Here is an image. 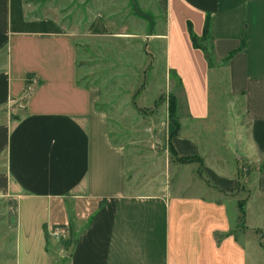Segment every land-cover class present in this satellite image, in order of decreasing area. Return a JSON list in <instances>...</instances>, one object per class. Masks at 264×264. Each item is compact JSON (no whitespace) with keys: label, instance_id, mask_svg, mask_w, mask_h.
Listing matches in <instances>:
<instances>
[{"label":"crops","instance_id":"obj_1","mask_svg":"<svg viewBox=\"0 0 264 264\" xmlns=\"http://www.w3.org/2000/svg\"><path fill=\"white\" fill-rule=\"evenodd\" d=\"M68 1L78 9L85 0ZM153 3L164 27L149 41L162 45L164 72L181 71L171 54L178 20L188 64L216 76L222 122L219 133L205 130L197 121L209 106L198 110L188 98L185 110L176 99L177 130L167 100L157 141L168 156L170 141L177 163L168 157L141 184L127 180L125 149L111 140L99 88L82 82L76 45L130 33H111L92 9L81 31L79 16L68 25L70 12L55 6L34 15L32 0H0V110L8 114L0 122V199L13 264H52L44 229L55 226L75 232L67 264H264V164L249 174L244 167L264 159V0ZM207 24L211 65L189 34L200 39Z\"/></svg>","mask_w":264,"mask_h":264},{"label":"rangeland","instance_id":"obj_2","mask_svg":"<svg viewBox=\"0 0 264 264\" xmlns=\"http://www.w3.org/2000/svg\"><path fill=\"white\" fill-rule=\"evenodd\" d=\"M32 2L37 6L34 15L42 14L43 8L47 6H55L64 15L70 12L66 15L68 25L79 16L81 24H78V28L81 31L87 28L91 15L89 10L92 9L108 21L111 33H130L125 38L109 34L76 41L81 53L79 64L82 82L99 88L97 107L107 114L111 140L125 149L128 181L136 178L141 184L147 182L155 172L166 167L168 157L170 164L177 163L176 157L171 153L168 156L157 141L158 132L166 129L169 96H174L182 103L183 109L188 98L198 110L209 106V117L197 123L205 125V130L218 129L219 133L222 120H217L216 116L218 110L222 109V102L216 76L213 74L208 77L203 68L188 64L191 59L190 47L185 37L178 32V20L171 41V54L181 71L179 74L170 73V76L164 72L162 45L158 44L155 48L149 41L151 33L155 30L162 32L164 27V17L159 15L153 0H85L78 9L68 0ZM199 44L209 50L211 40H202ZM4 58L3 52H0V63ZM7 117V110H0V122ZM262 164L263 158L259 165L244 167L249 174L258 171ZM4 200L0 199V264H13V234L7 232L4 225ZM85 225L84 222L81 228ZM65 231L64 237L58 239L48 234L52 264L68 262L67 248L75 232L71 235L73 230L69 226Z\"/></svg>","mask_w":264,"mask_h":264},{"label":"trees","instance_id":"obj_3","mask_svg":"<svg viewBox=\"0 0 264 264\" xmlns=\"http://www.w3.org/2000/svg\"><path fill=\"white\" fill-rule=\"evenodd\" d=\"M189 34H190V39H191L193 47L201 49L204 52L205 58L208 61L209 65H211V62H212V48L210 47V49L208 50L207 48H205V46H201L199 44V41L210 39L209 32H208V24L206 25L204 34H203V36L200 39L197 38L192 33L190 28H189ZM244 46H245V41H243L241 43V46L237 50H235V51H233V52H231L229 54V58L232 57L234 54L238 53L239 51H241ZM176 108H177L176 98L174 96H169L168 97V113H169V117H170L172 123L175 125L176 129L178 130L179 129V124H178V122L176 120ZM169 150H170L171 154L174 155V152H173L172 145H171L170 141H169ZM178 160L180 162H182V163H186V162L191 161L192 158L191 157H182V158H178ZM239 207H240V212L243 215L244 214V210H243L242 204H239ZM55 227H58V226H55ZM44 231H45V237H46V248H47V251H48L49 250V239H48V234H47L46 228L44 229Z\"/></svg>","mask_w":264,"mask_h":264},{"label":"built area","instance_id":"obj_4","mask_svg":"<svg viewBox=\"0 0 264 264\" xmlns=\"http://www.w3.org/2000/svg\"><path fill=\"white\" fill-rule=\"evenodd\" d=\"M67 226H58V227H54L51 229L50 231V235L52 237H54L55 239H58L60 237H64V233L66 232Z\"/></svg>","mask_w":264,"mask_h":264}]
</instances>
